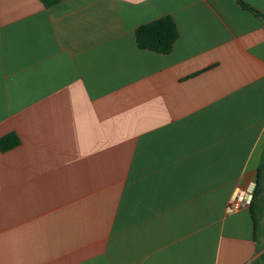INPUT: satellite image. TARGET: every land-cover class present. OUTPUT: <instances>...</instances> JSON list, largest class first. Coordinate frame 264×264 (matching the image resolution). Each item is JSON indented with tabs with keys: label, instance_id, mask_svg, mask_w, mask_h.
<instances>
[{
	"label": "crops",
	"instance_id": "0c3cea01",
	"mask_svg": "<svg viewBox=\"0 0 264 264\" xmlns=\"http://www.w3.org/2000/svg\"><path fill=\"white\" fill-rule=\"evenodd\" d=\"M0 0V264H264L227 213L264 156V0ZM164 16L169 54L136 30Z\"/></svg>",
	"mask_w": 264,
	"mask_h": 264
},
{
	"label": "trees",
	"instance_id": "16d2710c",
	"mask_svg": "<svg viewBox=\"0 0 264 264\" xmlns=\"http://www.w3.org/2000/svg\"><path fill=\"white\" fill-rule=\"evenodd\" d=\"M43 1L47 5H51L55 2V0H43ZM239 1L245 8L249 9L250 11H254L256 14H258L257 11H255L245 2H243L242 0ZM178 38H179V30L172 16H164L150 23L141 25L136 30V40L139 48L155 51L161 54L171 53L174 49L175 42L177 41ZM20 142H21L20 138L17 134L10 133L0 138V150L4 152L8 151L18 146ZM263 172H264V156L262 163L259 167V175L256 181L254 199L251 206L249 207L253 213L255 228H256L258 216L254 210L257 203V199L260 196V192L262 189L261 186H262ZM262 261L264 263V255L262 256Z\"/></svg>",
	"mask_w": 264,
	"mask_h": 264
},
{
	"label": "built area",
	"instance_id": "2783aa9c",
	"mask_svg": "<svg viewBox=\"0 0 264 264\" xmlns=\"http://www.w3.org/2000/svg\"><path fill=\"white\" fill-rule=\"evenodd\" d=\"M255 188L256 182H250L248 186L239 188L227 205V213L235 214L245 208H249L254 199Z\"/></svg>",
	"mask_w": 264,
	"mask_h": 264
}]
</instances>
